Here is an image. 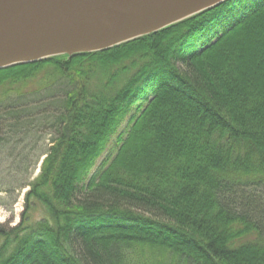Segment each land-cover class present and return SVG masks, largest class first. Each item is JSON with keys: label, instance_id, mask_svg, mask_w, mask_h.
I'll return each mask as SVG.
<instances>
[{"label": "trees", "instance_id": "obj_1", "mask_svg": "<svg viewBox=\"0 0 264 264\" xmlns=\"http://www.w3.org/2000/svg\"><path fill=\"white\" fill-rule=\"evenodd\" d=\"M43 134L0 264H264V0L0 69V148Z\"/></svg>", "mask_w": 264, "mask_h": 264}, {"label": "water", "instance_id": "obj_2", "mask_svg": "<svg viewBox=\"0 0 264 264\" xmlns=\"http://www.w3.org/2000/svg\"><path fill=\"white\" fill-rule=\"evenodd\" d=\"M228 0H0V69L109 49Z\"/></svg>", "mask_w": 264, "mask_h": 264}, {"label": "rangeland", "instance_id": "obj_3", "mask_svg": "<svg viewBox=\"0 0 264 264\" xmlns=\"http://www.w3.org/2000/svg\"><path fill=\"white\" fill-rule=\"evenodd\" d=\"M127 121L122 122L119 128L120 133L127 130ZM124 134V133H123ZM117 136V135H116ZM116 136H114L107 149L97 159L92 174L103 167V161L108 157V153H115L117 149ZM49 137L34 136L19 143L11 144L8 151H13L14 155L0 148V222L17 224L25 211V194L30 183L40 171L41 162L44 158L45 150L49 146Z\"/></svg>", "mask_w": 264, "mask_h": 264}]
</instances>
